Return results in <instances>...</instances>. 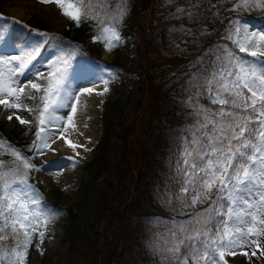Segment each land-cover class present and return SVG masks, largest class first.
<instances>
[{
	"label": "rangeland",
	"instance_id": "1",
	"mask_svg": "<svg viewBox=\"0 0 264 264\" xmlns=\"http://www.w3.org/2000/svg\"><path fill=\"white\" fill-rule=\"evenodd\" d=\"M233 4L234 0H158L152 22L158 38L156 45L160 46L162 52H184L189 59L166 74L160 112L154 119L144 153L137 159L131 175L121 178L117 167L120 148L118 136L134 113L138 100L137 58L132 35L136 17L131 16L126 25L123 21L120 23L124 25L123 28L117 27L120 41L109 50L103 40L96 39L98 30L89 39L80 40L79 46L55 36L47 37L54 30L65 28L71 21L61 14L54 3L0 0V57L11 59L22 54L21 50L31 51L35 44H42L40 55L33 61L35 67L30 65L25 75L13 78L18 81L14 86L29 85L22 94L21 102L33 111L6 110L0 104V118L6 132L19 135L27 143L30 125L36 127L29 151L30 163L34 167L28 172L33 179L28 182L42 195V202L57 213L47 226L43 243H40L38 236H33L26 264H94L92 256L100 247L106 252L110 250V254L106 257L105 253H97L94 258L96 264H168L158 250L164 247L168 233L173 230L172 221L188 218L179 214L181 206L175 201L174 194L179 191L181 183L174 177L184 138L190 139L186 130L195 123L192 109L188 107L189 98L202 91L190 87L189 82L193 76L210 69L212 65L209 62L215 63L214 54H221L220 50L225 46L239 56L255 59L239 52L233 43L235 37L229 39V34L236 28L237 18L246 21L252 31L264 32V11L237 12L232 10ZM115 5L114 11L120 8L118 1ZM180 8L186 9L188 14L178 12ZM9 18L26 20L29 30L22 42L10 41ZM31 18H38L46 29L41 31ZM46 38L45 45L43 42ZM93 48L96 52L88 55L87 51ZM58 57L69 60L67 82L72 98L68 103H75L82 114L93 104L99 120L95 125L98 137L83 155L72 147H69V151L57 145L56 135L60 133L61 120L58 124L44 126L45 131L40 135L47 140L48 147L37 148L41 144V140L37 139V131L41 127L37 119L38 110L43 104L36 108V92L30 83L46 86V80L41 79L40 75L47 77L51 70L48 64ZM15 64L16 61H13L12 65ZM12 65L3 67L5 75L7 67ZM105 87L108 92L100 95ZM85 88H92L93 91L84 93ZM40 93L42 96L43 92ZM30 96L35 99H29ZM191 102L196 103L195 100ZM199 102L211 106L206 97H200ZM61 112L62 123H65L71 108H62ZM9 115L13 116L12 120L8 119ZM17 115L31 123L20 124ZM85 140L86 137L80 144ZM58 153L71 155L72 159L55 161ZM71 165L77 167L74 174L67 173ZM116 198L122 203L130 201L135 209L121 219L114 214L112 222H109L107 207H111ZM206 206L198 205L196 209L183 211L188 213ZM116 207V211L121 210V203ZM20 239H23L22 235ZM251 239L256 237L252 236ZM258 242L260 249L249 243L243 248H235L236 255L226 253L224 261L226 264H264V255L260 254L264 249V235L259 237ZM0 245L14 247L15 240L9 237L0 241ZM253 251L257 252L256 256H251ZM244 252L249 255L245 256Z\"/></svg>",
	"mask_w": 264,
	"mask_h": 264
},
{
	"label": "snow or ice",
	"instance_id": "2",
	"mask_svg": "<svg viewBox=\"0 0 264 264\" xmlns=\"http://www.w3.org/2000/svg\"><path fill=\"white\" fill-rule=\"evenodd\" d=\"M40 2L56 4L61 14L77 26L84 20L97 21L96 39L103 40L109 50L120 41L117 26L127 14L125 0H118L120 8L115 11L108 6L110 0ZM254 9L264 11V0H234L232 7L237 12ZM177 11L188 14L183 8ZM235 24L229 39L235 37L233 43L239 52L255 59L239 56L225 46L221 54H214L215 63L209 62L211 68L193 76L189 82L190 87L202 91L189 98L188 107L192 109L195 123L186 130L190 139L184 138L174 177L181 183L174 194L181 206L179 214L188 218L172 221L173 230L168 233L164 247L158 250L168 264H221L222 261L226 264L225 254L236 255L235 248L249 243L261 248L258 240L264 235V32L252 31L251 26L239 18ZM41 47L42 44L37 43L31 51L21 50L22 54L11 59L0 57V104L6 110L33 111L21 102L29 85L14 86L18 81L13 78L25 75L30 65L35 67L33 61L40 55ZM68 63V59L58 57L48 64L51 69L48 76L40 75L46 80V86L30 83L32 89L43 92L40 98L43 107L38 110L37 118L41 125L37 131V139L41 140L38 149L48 147L40 133L45 131V125L62 119L57 115L60 109L71 108L67 119L75 128L73 118L78 109L75 103H68L72 98L67 82ZM8 65L12 66L7 67L5 75L3 67ZM92 91V88L83 90L84 93ZM106 92L107 87L99 94ZM200 97H206L211 106L200 103ZM28 98L35 99L34 96ZM193 100L196 103H192ZM8 119L12 120L13 116L9 115ZM16 119L22 125L31 123L19 115ZM65 142L74 150L83 147L67 139ZM0 149L23 163L22 169L0 160V241L9 237L15 240L14 247L0 245V264H26L33 236H38L43 243L47 226L57 213L42 202V195L28 182V172L24 169L34 165L6 141H0ZM198 205L207 206L188 213L183 211L196 209ZM252 236L256 239L250 240ZM260 254L264 255V249ZM256 255V251L251 253V256Z\"/></svg>",
	"mask_w": 264,
	"mask_h": 264
},
{
	"label": "trees",
	"instance_id": "3",
	"mask_svg": "<svg viewBox=\"0 0 264 264\" xmlns=\"http://www.w3.org/2000/svg\"><path fill=\"white\" fill-rule=\"evenodd\" d=\"M110 0L109 8L113 7ZM127 8V16H136V23L134 27V47L136 49V75H137V102L134 107V113L129 117L127 125L121 130L118 139L120 148L118 150L117 167L120 171V177L124 178L126 175H131L133 166L136 165L137 159L143 155L147 137L151 131L154 119L160 112V99L163 95L165 76L175 67L187 61V56L184 54L165 53L162 52L156 39L157 36L153 30V15L157 10L158 0H125ZM106 10V9H105ZM125 18V17H124ZM125 18V19H126ZM33 23H36L40 28L45 25L38 18H31ZM12 26V32L20 35L19 39L24 38V33H20L16 28L15 21ZM96 21L84 20L79 26L70 22L66 28L59 30L63 37L68 39H83L93 32ZM21 25V24H20ZM106 129V128H105ZM2 124L0 123V141H6L15 150H19V144L15 140L9 139L11 136L4 134L2 131ZM107 131V129H106ZM9 137V138H8ZM135 145V146H134ZM144 157V156H143ZM121 203L122 208L119 211L116 206ZM108 221L112 222L115 215L121 219L124 215L134 210V204L115 199L112 206L107 207ZM115 214V215H114ZM110 243V242H109ZM114 249V246H113ZM112 250V249H111ZM105 253L108 257L110 250L98 251L92 256V262L96 264L97 253ZM107 262L105 258L104 263Z\"/></svg>",
	"mask_w": 264,
	"mask_h": 264
},
{
	"label": "bare ground",
	"instance_id": "4",
	"mask_svg": "<svg viewBox=\"0 0 264 264\" xmlns=\"http://www.w3.org/2000/svg\"><path fill=\"white\" fill-rule=\"evenodd\" d=\"M94 86V85H93ZM78 107V106H77ZM94 105L91 104L90 107H88L82 114L81 111H77L73 120L75 123V128H73L68 119L65 120V123H62L63 118L61 117L62 112L61 109L58 111L57 115L61 117V130L58 135H56V143L57 145L62 148L63 150H69V145L65 142V139L70 140L72 143L76 145H83V147H76V152L79 154H84L86 152V149H89L90 146L93 144L94 140L98 137V131L95 127L96 123L99 121L96 118L95 109L93 108ZM71 115V112L69 113ZM68 115V116H69ZM67 116V117H68ZM60 120L54 122V124H58ZM86 137V140L84 143L80 144V141ZM90 150V149H89ZM68 151V153H69ZM67 153V151H66ZM66 153H58L56 157L54 158L55 161H60L63 159H72L71 155H68ZM63 158V159H62ZM66 161V160H65ZM68 162V161H67ZM77 171L76 166H69L67 168L68 174H74V172Z\"/></svg>",
	"mask_w": 264,
	"mask_h": 264
}]
</instances>
